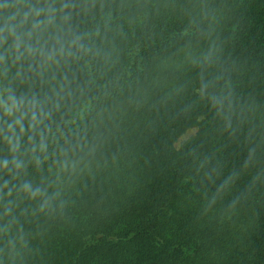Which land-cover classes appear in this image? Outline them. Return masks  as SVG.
Masks as SVG:
<instances>
[{
  "label": "trees",
  "instance_id": "obj_1",
  "mask_svg": "<svg viewBox=\"0 0 264 264\" xmlns=\"http://www.w3.org/2000/svg\"><path fill=\"white\" fill-rule=\"evenodd\" d=\"M0 264H264V0H0Z\"/></svg>",
  "mask_w": 264,
  "mask_h": 264
},
{
  "label": "clouds",
  "instance_id": "obj_2",
  "mask_svg": "<svg viewBox=\"0 0 264 264\" xmlns=\"http://www.w3.org/2000/svg\"><path fill=\"white\" fill-rule=\"evenodd\" d=\"M6 7H15V8H19L21 6L19 5H9ZM42 12H45V9H37L34 10V15L36 17H39ZM19 15V12H15L12 16V19L15 20L16 16ZM29 15L30 13H25L24 17H23V21L27 22L29 20ZM36 27H39V25H35ZM8 35L12 36L15 38V44H14V48L15 51L17 52V59H19V53H20V49H21V43H22V37H19L16 35V30L15 29H9L8 30ZM3 109L5 110V112H7L8 115H12L15 111L19 110V105L16 104V102L13 100L12 97H9L7 101H3ZM35 118V117H33ZM17 123H20L19 120H17ZM21 131H23V129L21 128Z\"/></svg>",
  "mask_w": 264,
  "mask_h": 264
},
{
  "label": "rangeland",
  "instance_id": "obj_3",
  "mask_svg": "<svg viewBox=\"0 0 264 264\" xmlns=\"http://www.w3.org/2000/svg\"><path fill=\"white\" fill-rule=\"evenodd\" d=\"M197 129H193V130H190L188 131L178 142V146L183 143L184 141L190 139L191 137L195 136L196 133H197Z\"/></svg>",
  "mask_w": 264,
  "mask_h": 264
}]
</instances>
